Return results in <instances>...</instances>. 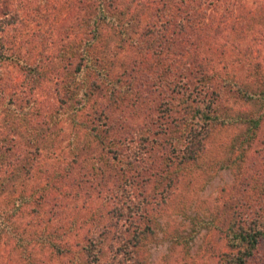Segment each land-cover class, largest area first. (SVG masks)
<instances>
[{
	"label": "rangeland",
	"instance_id": "1",
	"mask_svg": "<svg viewBox=\"0 0 264 264\" xmlns=\"http://www.w3.org/2000/svg\"><path fill=\"white\" fill-rule=\"evenodd\" d=\"M160 1L0 0V264H70L68 257L55 256L53 247L90 232L92 217L112 208L106 196L116 192L120 180L113 170L96 175L91 168L100 166V148L74 124L83 110L73 116L74 64L65 48L83 46L96 15L111 73L131 77L138 91L133 107L122 102L106 110L112 133L124 142L122 153L138 150L148 159L145 165L167 155L174 182L164 201L157 184H140L155 193L149 201L154 233L132 260L121 250L111 259L115 244L109 251L104 240L105 259L225 264L234 206L239 217L247 216L240 218L243 223L264 206V0H170L181 11L173 9L180 32L176 43L168 48L166 42L156 56L137 53L127 41L118 45L122 40L115 33L106 37L125 3L129 10L141 6L138 24L128 34L148 36L139 33L162 12ZM195 62L207 69L205 79L212 75L207 91H215L204 97L215 109L214 120L197 158L190 161L164 149L154 153L149 142L140 146L142 137L156 138L162 129L169 138H184V127L169 128L159 105L169 98V79L179 74L189 83L187 69ZM27 64L38 68L26 71ZM69 162L61 182V192L68 195L57 197L51 176ZM257 188H262L259 196ZM247 264H264V238Z\"/></svg>",
	"mask_w": 264,
	"mask_h": 264
},
{
	"label": "trees",
	"instance_id": "2",
	"mask_svg": "<svg viewBox=\"0 0 264 264\" xmlns=\"http://www.w3.org/2000/svg\"><path fill=\"white\" fill-rule=\"evenodd\" d=\"M159 3L162 12L152 15L147 22V30L139 33V35L148 36L143 39L140 38L141 36H137L133 39L128 34L130 27L134 26L133 24L136 26L138 24L141 6L135 5L133 10H129V4L125 3V5L121 4L122 8L119 9L117 15L119 23L114 26L117 29H110L106 33V37L115 33L122 40L118 45L127 41L128 45L133 47L137 53L143 50L152 56L161 53L166 42H169V44L166 43L169 48L171 44L176 43L177 34L180 32H178L180 20L174 21L173 9L177 12L181 11L170 0H162ZM133 11H135L134 14L125 16V13H133ZM128 15L130 16L127 17ZM94 19L97 22H92V29L89 31L90 37L84 39L83 46L71 44L70 47H65L69 48L74 64L73 86H71L69 96L74 103L73 116L83 110L82 117L76 119L78 121L74 124L84 129V132L100 148L97 157L100 166L93 165L91 168L96 175L107 174L113 170L116 180L120 181L116 183V192L111 189V192L106 196L107 205L109 207L112 205V208L107 209L103 215L98 213L92 217L90 232L87 231L71 241L59 242L57 246L53 247L55 256L68 257L70 264H114V262H109L110 259H105L106 255L101 248L104 240L108 241L105 244L109 251L115 244L110 255L111 259H114L120 250L128 255L127 259L129 260L136 257L143 243L154 233V227L157 224L153 208L149 207V201L154 198L155 193L153 194L152 190L148 188L140 189V184L142 186L145 182L157 184L159 188L156 193L161 196V201H164L170 187L174 184L171 174L168 175V171L173 168V163L171 164L167 155L162 157V154H159L155 159L158 161L157 164L145 165L148 159L141 158V152L138 150L132 148L128 156L122 153L121 148L124 142H121L119 137L112 133V124H108L106 110L114 109L122 102L133 107L138 98V91L134 90L131 77H126L122 72L111 73V64L107 62L102 53L104 44L101 35L103 33L99 30L101 18L96 15ZM152 34L154 36H151ZM147 37L150 39L149 41ZM183 39L188 41L187 38ZM152 48L154 50H151ZM150 50L151 52H149ZM175 53L173 51L172 54ZM26 67V71H30L34 68L37 69L38 64H27ZM187 70L191 77L189 83L185 84V77L179 74L175 77L177 79H169L167 82L169 98L159 105V113L167 121L169 128L171 126L174 128L184 127L182 129L186 130L184 138H169L166 136L168 131L162 129L157 133L161 136L157 135L156 138L151 139L144 136L139 143L140 146H144V143L149 142L154 153L164 149L172 153L173 156H178L177 154L180 152L179 157L191 161L197 158L200 149H202L203 139L212 128L214 118L212 119L211 116L215 109L212 103H209V99L204 100L207 93L210 94L214 91H207L208 81H211L212 75L205 79L207 69L205 66L202 67L201 63L195 62ZM178 142H182V144ZM174 150L177 152L175 153ZM136 151L137 154H135ZM72 160H75L74 157ZM71 164L69 162L51 176V181L56 187L57 197L68 195V193L61 192L63 187L61 182L68 174L67 171L71 169ZM132 187H138L139 191ZM259 193H262V188H257L256 196H259ZM136 194L138 199H136ZM235 207L237 205L234 206L232 215H230V223L226 228L228 231L227 246L230 251L224 255L223 262L225 264H247L259 244V240L264 238V206L261 203L255 217L247 223L240 220V218L247 220V216L239 217ZM123 223L127 224L124 226ZM117 242L120 243L117 244ZM115 264H118V261Z\"/></svg>",
	"mask_w": 264,
	"mask_h": 264
}]
</instances>
